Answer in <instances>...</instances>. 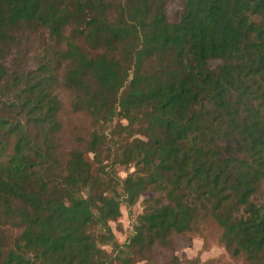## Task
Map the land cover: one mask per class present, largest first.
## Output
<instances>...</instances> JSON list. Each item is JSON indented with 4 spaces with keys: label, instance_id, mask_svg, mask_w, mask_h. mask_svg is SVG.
<instances>
[{
    "label": "trees",
    "instance_id": "1",
    "mask_svg": "<svg viewBox=\"0 0 264 264\" xmlns=\"http://www.w3.org/2000/svg\"><path fill=\"white\" fill-rule=\"evenodd\" d=\"M67 2L0 0V264H199L176 253L210 226L264 264V0H182L175 23L164 0ZM21 28L47 34L57 70L7 63ZM59 85L91 124L73 149ZM115 119L138 137L113 143ZM144 194L119 246L109 224Z\"/></svg>",
    "mask_w": 264,
    "mask_h": 264
},
{
    "label": "rangeland",
    "instance_id": "2",
    "mask_svg": "<svg viewBox=\"0 0 264 264\" xmlns=\"http://www.w3.org/2000/svg\"><path fill=\"white\" fill-rule=\"evenodd\" d=\"M56 4L62 6L68 5L67 0H55ZM45 3L52 2V0H44ZM166 16L169 22H178L182 11V0H164ZM258 21V19H256ZM68 35H72L71 30H68ZM53 42L49 39L47 34L37 31L32 28H21L18 30L15 36V41L11 46L9 56L6 61L8 64L20 65L22 69L35 68L43 63H49L48 66H52L57 70L56 51L57 48L53 47ZM63 47V46H62ZM54 48V49H52ZM221 63L217 60H210L208 62V68L211 72H215ZM57 97L63 103L64 115L62 116L63 128L60 133V142H62L65 148H76L77 142L83 139H88L87 132L91 130L90 121L82 115H78L73 112L71 107V96L66 89L60 85L56 90ZM128 123L124 120L115 119L108 125L106 135H110L115 144H123L125 141L131 142L132 138H137L135 135L131 139L129 132L121 133L118 126L126 127ZM142 138V137H141ZM120 141V142H115ZM124 141V142H123ZM224 157H235L237 150L239 149V142L236 139H230L228 142H224ZM90 160H93V156L89 155ZM104 166L100 167L93 164L91 167L94 172L102 170L110 162L104 161ZM115 173L121 179L127 177L128 174L134 172L132 166H115ZM152 195L144 194L140 196L137 204L131 209H126L125 206L120 208L121 218L115 222L110 223V228L115 236V240L119 246H123L127 243L128 239L133 234V226L138 216L143 213L144 202L150 199ZM264 202V188L260 191L259 202ZM7 238L11 236L9 231L6 232ZM13 236V235H12ZM205 238L200 236L190 237L186 241V245L182 246L176 253V256L181 260H198L199 264H242L241 262L234 260L228 254L223 245L219 243L220 231L217 227L210 226L207 228ZM9 239V238H8ZM10 241V239H9ZM105 252L109 255L112 254L110 248H104ZM113 264H120L115 262ZM134 264H146L145 262H137Z\"/></svg>",
    "mask_w": 264,
    "mask_h": 264
}]
</instances>
